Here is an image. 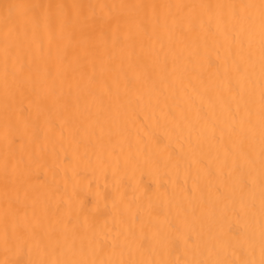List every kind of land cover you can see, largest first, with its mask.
<instances>
[{
    "label": "snow or ice",
    "instance_id": "obj_1",
    "mask_svg": "<svg viewBox=\"0 0 264 264\" xmlns=\"http://www.w3.org/2000/svg\"><path fill=\"white\" fill-rule=\"evenodd\" d=\"M0 264H264V0H0Z\"/></svg>",
    "mask_w": 264,
    "mask_h": 264
}]
</instances>
